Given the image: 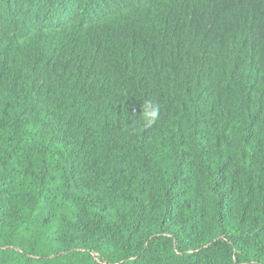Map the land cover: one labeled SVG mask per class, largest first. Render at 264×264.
<instances>
[{
	"label": "trees",
	"instance_id": "16d2710c",
	"mask_svg": "<svg viewBox=\"0 0 264 264\" xmlns=\"http://www.w3.org/2000/svg\"><path fill=\"white\" fill-rule=\"evenodd\" d=\"M0 264H264V0H0Z\"/></svg>",
	"mask_w": 264,
	"mask_h": 264
},
{
	"label": "clouds",
	"instance_id": "9594fccd",
	"mask_svg": "<svg viewBox=\"0 0 264 264\" xmlns=\"http://www.w3.org/2000/svg\"><path fill=\"white\" fill-rule=\"evenodd\" d=\"M154 115V114H153Z\"/></svg>",
	"mask_w": 264,
	"mask_h": 264
}]
</instances>
